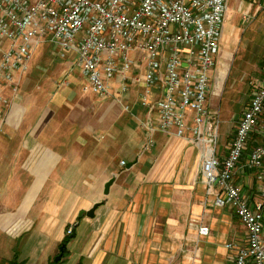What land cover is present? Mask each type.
<instances>
[{"label": "crops", "instance_id": "0c3cea01", "mask_svg": "<svg viewBox=\"0 0 264 264\" xmlns=\"http://www.w3.org/2000/svg\"><path fill=\"white\" fill-rule=\"evenodd\" d=\"M250 18L252 21L244 29V23ZM263 30L264 0H227L215 63L208 71L210 83L206 92V107L217 112L219 119L218 139L222 146L217 145V155L220 159L227 153L252 92L263 84L264 62L257 68L255 80L258 83L248 96L237 97L234 89L218 101L216 95L224 85L227 62L239 53L236 48L244 47L243 50L251 51L255 56L254 40ZM22 84L29 85L20 77L15 97L12 88L1 90L9 104L0 122V264H9L14 255L24 264H49L51 257L58 254L59 244L68 230L74 235L66 243L67 256L62 257L60 264H232L236 248L246 244L245 229L232 208L214 204L217 189L210 193L206 191L198 175L201 150L190 140L191 133L187 131L183 137L154 133L152 148L160 154L154 161L146 158L151 161L144 174L133 175L142 160L139 153L132 162L125 163V174L120 178L107 164L101 171V180L106 182L114 176L113 183L118 180L121 189L125 184L132 186L130 193L119 192L108 201V194L104 195L92 185L87 195L76 190H58L53 184L61 180L65 172L58 171L57 167L61 164L71 166L77 150L86 151L91 141H97L94 137L96 126L86 123L84 132L72 128L64 131L65 141L68 139L64 135L73 136L75 149L67 147L61 137L57 140L52 137L57 132L44 133V128H39L41 112L47 109L38 114H34L35 110H25L29 104L35 109L39 104L47 106L60 101L54 96L57 93L43 97L37 92L41 83L28 90L20 88ZM229 87H235V78ZM140 90V85L132 84L124 96L125 101L132 99L131 114L139 126L147 117L146 108L137 96ZM131 91L134 93L132 98ZM152 91L151 98L155 100L159 90L154 88ZM51 114L66 115L56 111H50ZM261 127L264 128V113L260 118ZM139 129L143 135L141 126ZM110 135L115 139L113 134ZM252 142H248L247 148L251 149L262 140ZM8 150L10 158H3ZM246 155L234 168L232 182L252 206L262 203L264 219V187L257 177L258 169L251 170L245 165ZM20 173H26L30 180L23 193L27 192V195L22 194L18 208L14 210L2 203L3 198L14 192V186L21 185ZM94 203L98 205L93 216L85 215ZM80 212L82 215L78 217ZM201 225L208 227L207 234L198 233ZM227 243L232 247L226 248Z\"/></svg>", "mask_w": 264, "mask_h": 264}, {"label": "built area", "instance_id": "2783aa9c", "mask_svg": "<svg viewBox=\"0 0 264 264\" xmlns=\"http://www.w3.org/2000/svg\"><path fill=\"white\" fill-rule=\"evenodd\" d=\"M226 4L227 0H0V122L9 104L1 90H16L33 51L44 41L56 47L60 58L76 52L86 91L117 96L121 102L132 84L140 85L137 96L147 116L140 122L143 149L154 145L156 132L175 137L191 133L190 140L201 150L206 191L216 186L214 204L232 208L245 229L246 244L236 248L232 264H264L262 203L252 206L232 182L233 170L264 113V76L222 159L217 155V112L206 107L208 71L215 63ZM154 88L159 90L155 100ZM122 107L129 109L128 104ZM263 162L264 138L251 147L245 165L260 169ZM198 233L207 234L208 227L199 226Z\"/></svg>", "mask_w": 264, "mask_h": 264}, {"label": "rangeland", "instance_id": "374dc122", "mask_svg": "<svg viewBox=\"0 0 264 264\" xmlns=\"http://www.w3.org/2000/svg\"><path fill=\"white\" fill-rule=\"evenodd\" d=\"M246 21L247 22L244 23L246 26H243L244 29L252 20L250 18L249 21ZM254 43H256V46H254V50H256L254 53L255 56L252 55L251 51L243 50L244 47H239L240 49L236 48L239 53L232 56L227 62L225 82L219 94L216 95L217 101L222 95L225 98L226 95L231 94L232 89L236 90L235 95L237 97L242 98L248 96L252 88L258 83V81L255 80V75L258 73L257 68H261L262 62H264V30L255 38ZM138 54L139 52L131 53L130 57ZM251 64L254 65L251 66ZM242 67L243 69H241ZM234 78L235 87L230 89V81ZM21 80H27L29 84H22L20 86V88L24 90L34 88L32 86H40L39 84L41 83L39 89H36H38L37 92L42 93L43 97H50L52 94L57 93L54 96L60 98V101L49 103L47 106L39 104L35 109L31 104L25 106V110H35L34 114H38L41 110H48L42 111L40 115L41 119L39 118L38 126L41 129L44 128V133L50 132V130L52 132H57L55 135L53 134L52 137L56 138V140L61 137V139L64 140L62 135L64 131L72 128L76 129V131L84 132L85 127L83 125H86V123L91 126H96L94 137L97 138V141L95 143L91 141L86 147V151H84V149L82 150V148L81 151L77 150L75 152L77 156L73 160L71 166L65 167L64 164H61L57 167L58 171L65 172L61 180L53 184L58 190H76L78 193L87 195L90 193L89 187L92 185L93 188L100 189L103 192V184L105 182L101 180V171L105 166H108L107 164H109L110 168L114 169L116 175L118 174L120 178L125 174V172H123L125 165L121 167L120 161L129 164L139 153L138 156H142V160L140 161L139 167H136L133 175L140 173L144 174L150 167V161L157 159V155L160 154L158 150V152H156L152 148L153 146L145 150L146 152H141V150H143L144 139L139 129L138 120L134 119L131 114L132 99L130 101L128 99L127 101L121 100V102H119L117 96L100 97L93 92L84 90L82 84L84 81L83 77L80 75V65L77 62L75 51L71 50L64 58H60L57 56L56 47L49 41L39 43L32 53L27 70L21 76ZM45 83L46 85H44ZM16 94H18V91ZM129 94L130 98L134 96L132 91ZM45 103H48V101H45ZM123 104H128L129 109L124 110L122 107ZM135 107L139 108L138 105H135ZM50 111L61 112V114L66 115L56 116L51 114L50 116ZM133 111L135 112V109ZM72 118H74L75 121H72ZM261 128H257L258 132H252L250 134L248 142L253 141V144L258 140L259 142L263 140L264 128ZM71 132H73V130ZM110 134H113L115 139H113ZM64 137L68 139L67 141L64 140L67 147L74 150V142L71 140L73 136L68 134V136L64 135ZM221 143L222 141L218 139L217 145L219 148L222 146ZM249 149L250 148H247L246 145L243 155L248 154ZM87 150L89 151L87 152ZM149 150L151 151L149 152ZM5 153L6 156L3 158H10V150ZM149 157L151 160L146 159ZM75 161L77 163H74ZM14 169L17 170V167H14ZM249 169L253 170V168L250 167ZM258 171L257 177L260 178L264 186V162L263 167L258 169ZM198 175L202 178L201 172H198ZM128 177L131 178L130 175ZM29 180L30 177L26 173H20L21 185L17 187L14 186V192L9 194L8 198H3L4 202L2 205L13 208L14 210L18 208L17 205L20 203L23 195H27V192L25 194L23 193L29 184ZM117 181L112 184L108 191V201L112 200L115 194L119 192L123 194L133 191L132 186L128 184L123 185L121 189ZM215 189L216 186L213 187V190ZM42 202L43 200L40 201V204ZM51 203H53V200ZM56 254L52 256L51 259H53ZM66 256L67 253L64 254L63 258L65 259Z\"/></svg>", "mask_w": 264, "mask_h": 264}, {"label": "water", "instance_id": "95a60500", "mask_svg": "<svg viewBox=\"0 0 264 264\" xmlns=\"http://www.w3.org/2000/svg\"><path fill=\"white\" fill-rule=\"evenodd\" d=\"M129 166V165H128ZM115 177L112 176L111 178H109L105 184H104V188H103V194L106 195L108 194V191H109V187L110 185L113 183ZM98 205V203H94L88 210L85 211V215L89 216V217H92L93 216V213H94V209L96 208V206ZM82 215V212H80L78 214V217H80ZM74 233L73 231L70 233V236H73ZM62 249H63V244L61 246H59V252L58 254L53 258V261L54 262H57L60 258H61V255H62Z\"/></svg>", "mask_w": 264, "mask_h": 264}, {"label": "trees", "instance_id": "16d2710c", "mask_svg": "<svg viewBox=\"0 0 264 264\" xmlns=\"http://www.w3.org/2000/svg\"><path fill=\"white\" fill-rule=\"evenodd\" d=\"M72 232V231H70ZM70 232H66V235L64 236L62 242L59 244V246H61L63 244V249H62V255L61 258L57 261L54 262L53 259L49 262V264H60L62 257L64 256L65 253L68 252V250L66 249V243L70 238ZM9 264H24V262L22 260H19L17 258L16 255H14V257L9 261Z\"/></svg>", "mask_w": 264, "mask_h": 264}, {"label": "bare ground", "instance_id": "6f19581e", "mask_svg": "<svg viewBox=\"0 0 264 264\" xmlns=\"http://www.w3.org/2000/svg\"><path fill=\"white\" fill-rule=\"evenodd\" d=\"M16 89H17V87H16ZM15 93H14V97L16 96V90L14 91ZM143 135H144V132H143ZM144 140H145V138H144ZM144 140H143V145H144ZM145 150L143 149L142 150V152H144ZM74 227V226H73ZM73 227H71V228H73ZM72 231V230H71Z\"/></svg>", "mask_w": 264, "mask_h": 264}]
</instances>
